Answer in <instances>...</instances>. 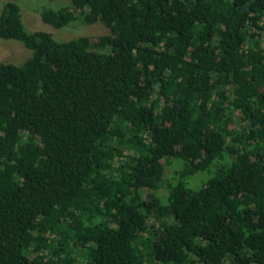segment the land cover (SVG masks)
<instances>
[{"label": "trees", "instance_id": "16d2710c", "mask_svg": "<svg viewBox=\"0 0 264 264\" xmlns=\"http://www.w3.org/2000/svg\"><path fill=\"white\" fill-rule=\"evenodd\" d=\"M3 0L0 264H264V0Z\"/></svg>", "mask_w": 264, "mask_h": 264}, {"label": "rangeland", "instance_id": "374dc122", "mask_svg": "<svg viewBox=\"0 0 264 264\" xmlns=\"http://www.w3.org/2000/svg\"><path fill=\"white\" fill-rule=\"evenodd\" d=\"M20 8L22 23L29 31L46 30L53 37L59 40H66L78 36H86L95 39L100 35L109 33V29L100 22L85 24L80 20L70 22L59 29H53L40 19V10L43 7L56 8L60 5H65L70 0H15ZM3 0H0V8ZM30 55V50L27 49L21 42L13 39L0 38V62H10L20 64Z\"/></svg>", "mask_w": 264, "mask_h": 264}]
</instances>
